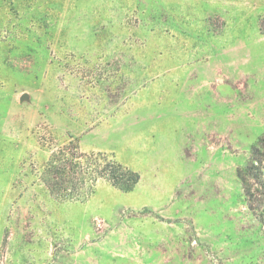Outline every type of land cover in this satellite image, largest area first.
<instances>
[{"label": "rangeland", "instance_id": "obj_1", "mask_svg": "<svg viewBox=\"0 0 264 264\" xmlns=\"http://www.w3.org/2000/svg\"><path fill=\"white\" fill-rule=\"evenodd\" d=\"M263 135L264 0H0L6 264H264L236 177ZM70 141L138 184L51 198Z\"/></svg>", "mask_w": 264, "mask_h": 264}, {"label": "trees", "instance_id": "obj_2", "mask_svg": "<svg viewBox=\"0 0 264 264\" xmlns=\"http://www.w3.org/2000/svg\"><path fill=\"white\" fill-rule=\"evenodd\" d=\"M248 210L264 225V135L251 147L248 161L236 171ZM40 180L48 195L60 202H85L103 180L131 192L140 180L135 171L101 152H83L72 141L51 151ZM0 264H6L0 255Z\"/></svg>", "mask_w": 264, "mask_h": 264}, {"label": "water", "instance_id": "obj_3", "mask_svg": "<svg viewBox=\"0 0 264 264\" xmlns=\"http://www.w3.org/2000/svg\"><path fill=\"white\" fill-rule=\"evenodd\" d=\"M24 97V96H23ZM23 97L21 99H23Z\"/></svg>", "mask_w": 264, "mask_h": 264}]
</instances>
